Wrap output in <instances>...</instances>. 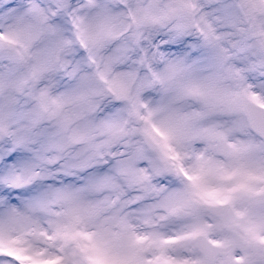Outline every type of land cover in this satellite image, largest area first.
<instances>
[{"label": "snow or ice", "instance_id": "1", "mask_svg": "<svg viewBox=\"0 0 264 264\" xmlns=\"http://www.w3.org/2000/svg\"><path fill=\"white\" fill-rule=\"evenodd\" d=\"M0 264H264V0H0Z\"/></svg>", "mask_w": 264, "mask_h": 264}]
</instances>
